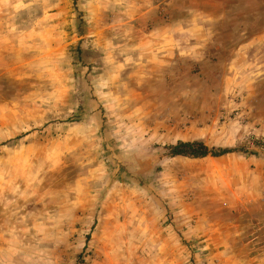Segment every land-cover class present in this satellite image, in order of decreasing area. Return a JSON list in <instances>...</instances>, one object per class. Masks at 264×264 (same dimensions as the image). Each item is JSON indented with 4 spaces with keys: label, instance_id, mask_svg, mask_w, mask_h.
<instances>
[{
    "label": "rangeland",
    "instance_id": "374dc122",
    "mask_svg": "<svg viewBox=\"0 0 264 264\" xmlns=\"http://www.w3.org/2000/svg\"><path fill=\"white\" fill-rule=\"evenodd\" d=\"M262 144L264 0H0V264H264Z\"/></svg>",
    "mask_w": 264,
    "mask_h": 264
},
{
    "label": "trees",
    "instance_id": "16d2710c",
    "mask_svg": "<svg viewBox=\"0 0 264 264\" xmlns=\"http://www.w3.org/2000/svg\"><path fill=\"white\" fill-rule=\"evenodd\" d=\"M261 145L260 141L254 142ZM264 145V144H262ZM167 155L170 157L204 158L207 156L219 157L232 152H243L244 148H210L200 140H178L166 146ZM248 153V152H244ZM252 153V152H250Z\"/></svg>",
    "mask_w": 264,
    "mask_h": 264
}]
</instances>
